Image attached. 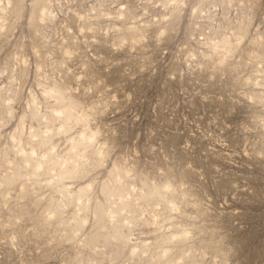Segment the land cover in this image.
Segmentation results:
<instances>
[{"label":"rangeland","instance_id":"obj_1","mask_svg":"<svg viewBox=\"0 0 264 264\" xmlns=\"http://www.w3.org/2000/svg\"><path fill=\"white\" fill-rule=\"evenodd\" d=\"M47 2L0 0V264H264V138L238 72L187 60L191 8L158 40L168 0Z\"/></svg>","mask_w":264,"mask_h":264},{"label":"clouds","instance_id":"obj_2","mask_svg":"<svg viewBox=\"0 0 264 264\" xmlns=\"http://www.w3.org/2000/svg\"><path fill=\"white\" fill-rule=\"evenodd\" d=\"M18 2L25 15L27 9L32 8L33 18L38 8L48 6L47 0ZM192 3L193 0H168V3L163 5L170 12L165 17L168 21L164 26L165 30L160 32L157 39L173 34L174 39L180 40L185 31L181 17L191 8L197 23L184 42L187 60L201 68L209 64L217 70L231 66L233 72H238L236 84L242 95L251 98L252 123L264 138V0H195L194 7ZM216 8L225 10L219 26L214 15ZM228 12L234 13V18H230ZM204 21H207V24H204ZM225 22L226 28L223 26ZM224 32L227 33L224 39H216ZM210 33L213 35L210 36ZM248 45L255 47L250 49ZM242 68L249 71H239ZM13 83L19 84L15 80ZM100 87L98 83L81 84L76 89L67 90L65 95L78 92L82 88L85 104L91 105L89 110L94 116L103 117L110 107L118 104V100L115 95L108 94L107 90L101 92ZM40 103L51 111L46 99H42ZM27 115L29 113H26V117ZM11 117L12 113L8 111L0 118V139L3 138L4 129L11 122ZM95 166L105 167L104 160L95 161Z\"/></svg>","mask_w":264,"mask_h":264}]
</instances>
